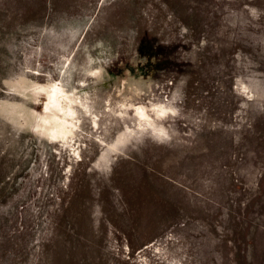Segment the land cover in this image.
<instances>
[{"label": "rangeland", "instance_id": "1", "mask_svg": "<svg viewBox=\"0 0 264 264\" xmlns=\"http://www.w3.org/2000/svg\"><path fill=\"white\" fill-rule=\"evenodd\" d=\"M0 264H264V0H0Z\"/></svg>", "mask_w": 264, "mask_h": 264}, {"label": "clouds", "instance_id": "2", "mask_svg": "<svg viewBox=\"0 0 264 264\" xmlns=\"http://www.w3.org/2000/svg\"><path fill=\"white\" fill-rule=\"evenodd\" d=\"M50 31L53 32V33H55L56 30L54 28H52V29H50Z\"/></svg>", "mask_w": 264, "mask_h": 264}]
</instances>
